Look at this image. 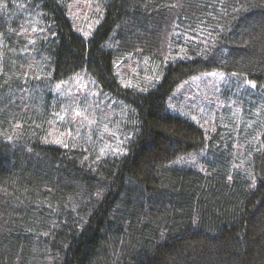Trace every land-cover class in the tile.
Listing matches in <instances>:
<instances>
[{"label": "trees", "instance_id": "obj_1", "mask_svg": "<svg viewBox=\"0 0 264 264\" xmlns=\"http://www.w3.org/2000/svg\"><path fill=\"white\" fill-rule=\"evenodd\" d=\"M0 264H264V0H0Z\"/></svg>", "mask_w": 264, "mask_h": 264}, {"label": "rangeland", "instance_id": "obj_2", "mask_svg": "<svg viewBox=\"0 0 264 264\" xmlns=\"http://www.w3.org/2000/svg\"><path fill=\"white\" fill-rule=\"evenodd\" d=\"M72 19L75 25L79 28L89 27L87 25V16L89 14H81L80 11L75 9L71 13ZM225 76L221 72H209L203 75L195 76L187 82H184L179 88L173 93L170 101L167 104V109L172 113H181L184 117L190 119L192 123L205 132L206 140H209L215 129L217 123V113L222 108L224 103L223 98L220 96V92L223 88ZM87 83H83L82 80L74 79L70 84L65 85V90L62 91L63 95H60V99L63 98L68 103L67 107L70 106L74 113L77 111L78 114L86 110L91 112V107L81 105L83 98L86 97ZM91 88H94L91 86ZM88 95L96 96V94L88 92ZM81 101V102H80ZM77 118V117H76ZM58 122L59 118L56 119ZM76 121L77 119L72 118ZM52 134L55 136L53 141H59L62 132H59V127L55 124H51ZM46 143L47 140L45 141Z\"/></svg>", "mask_w": 264, "mask_h": 264}, {"label": "snow or ice", "instance_id": "obj_3", "mask_svg": "<svg viewBox=\"0 0 264 264\" xmlns=\"http://www.w3.org/2000/svg\"><path fill=\"white\" fill-rule=\"evenodd\" d=\"M249 83H250V82H249ZM252 86H253V87H255V85H254V84H253Z\"/></svg>", "mask_w": 264, "mask_h": 264}]
</instances>
